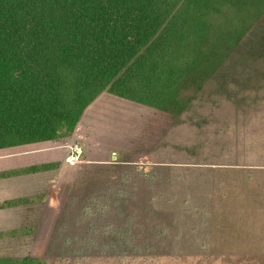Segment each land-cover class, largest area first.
Segmentation results:
<instances>
[{"label":"rangeland","instance_id":"obj_1","mask_svg":"<svg viewBox=\"0 0 264 264\" xmlns=\"http://www.w3.org/2000/svg\"><path fill=\"white\" fill-rule=\"evenodd\" d=\"M186 97L168 114L101 94L41 147L57 165L38 180L36 235L1 259L264 264V12Z\"/></svg>","mask_w":264,"mask_h":264},{"label":"trees","instance_id":"obj_2","mask_svg":"<svg viewBox=\"0 0 264 264\" xmlns=\"http://www.w3.org/2000/svg\"><path fill=\"white\" fill-rule=\"evenodd\" d=\"M263 12L264 0H0V151L70 137L103 93L180 114Z\"/></svg>","mask_w":264,"mask_h":264},{"label":"crops","instance_id":"obj_3","mask_svg":"<svg viewBox=\"0 0 264 264\" xmlns=\"http://www.w3.org/2000/svg\"><path fill=\"white\" fill-rule=\"evenodd\" d=\"M41 147L46 148L48 145L0 151V243L26 239L31 237V232L36 235V230L28 224L30 210L37 198L39 177L46 176L51 170L33 173L22 170L50 162L38 161L50 155L47 150L42 151Z\"/></svg>","mask_w":264,"mask_h":264}]
</instances>
